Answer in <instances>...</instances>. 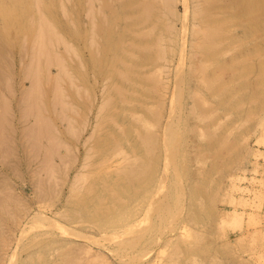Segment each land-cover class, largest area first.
Returning <instances> with one entry per match:
<instances>
[{
    "label": "rangeland",
    "instance_id": "rangeland-1",
    "mask_svg": "<svg viewBox=\"0 0 264 264\" xmlns=\"http://www.w3.org/2000/svg\"><path fill=\"white\" fill-rule=\"evenodd\" d=\"M162 1L0 0V48L14 46L16 61L14 74H1L0 81V264H264V0H214L209 8L204 0ZM40 18L55 30L48 33L57 32L52 42L45 27V35L39 32ZM208 27L214 43L202 32ZM20 56H26L22 63ZM4 59L0 73L10 71ZM54 59L67 75L63 69L48 88L39 84V101L29 80L48 66L56 74ZM159 99L169 141L158 165L164 185L155 188L157 163L150 157L145 192L139 183L123 195L128 208H107V214L98 199L84 208L79 194L88 179L73 178L85 172L86 150L113 127L104 120L127 114L129 121L135 109L150 121L136 124L138 130L153 134ZM104 100L111 106H102ZM99 104L106 106L98 115ZM69 118L72 130L65 128ZM97 121H103L98 130ZM54 139L65 144L53 145Z\"/></svg>",
    "mask_w": 264,
    "mask_h": 264
},
{
    "label": "bare ground",
    "instance_id": "bare-ground-1",
    "mask_svg": "<svg viewBox=\"0 0 264 264\" xmlns=\"http://www.w3.org/2000/svg\"><path fill=\"white\" fill-rule=\"evenodd\" d=\"M167 2H168V0H166ZM171 1V0H170ZM169 1V2H170ZM214 0H204V3L206 4V6H207V8H209L210 6H212V2H213ZM233 1V0H232ZM231 1V2H232ZM240 1H242V0H238V2H240ZM34 2H35V0H34ZM33 2V3H34ZM38 2H39V0H38ZM165 2V0H163L162 1V3L163 4H165L164 3ZM236 2H237V0H236ZM41 3V2H40ZM233 3V2H232ZM36 4V3H35ZM167 4V6H168V3H166ZM37 5V4H36ZM149 5V4H148ZM147 5V6H148ZM185 5V4H184ZM258 5V4H257ZM38 6H40V4H38ZM146 6V7H147ZM145 8V7H144ZM147 8H149L150 9V7L148 6ZM147 8H145V9H147ZM185 8V12L187 13V8L186 7H184ZM146 10L147 11V13L149 14V12H150V10ZM205 9H206V7H205ZM205 9L204 10H202V11H205ZM36 10H38L37 8H36ZM40 10L41 9H39V13L37 12V14H39V16H40ZM239 10V9H238ZM42 11V10H41ZM145 11V10H144ZM145 11V12H146ZM201 11V12H202ZM208 12V11H207ZM31 13H32V11H31ZM42 13V12H41ZM146 13V15H148ZM185 13V14H186ZM203 13H205V12H203ZM209 13L210 12H208V15H209ZM184 14V15H185ZM214 14V13H213ZM31 15V14H30ZM43 15V14H42ZM206 14H204V16H205ZM215 15V14H214ZM213 15V16H214ZM209 16H211V15H209ZM208 16V17H209ZM212 16V17H213ZM30 17H32V16H30ZM29 17V18H30ZM45 16H43V18H44ZM43 18H40V21H39V24L40 23H42V21H46V19H43ZM210 18V17H209ZM31 19V18H30ZM186 19V18H185ZM201 19V18H200ZM199 19V20H200ZM258 19V18H257ZM32 20H33V18H32ZM42 20V21H41ZM104 21V20H103ZM29 22H30V20H29ZM34 22V21H33ZM46 23V24H45ZM30 24H32V22H30ZM44 24V25H43ZM48 23L47 22H44V23H42L41 25H40V28H39V32H42V31H40L42 28H43V31H45V33H44V35L46 34V30L49 28V29H52L51 27V25L52 24H50V22H49V24H50V26L51 27H49L48 25H47ZM106 24V23H105ZM184 24V23H183ZM203 24V23H202ZM206 24H208V23H206V21L204 22V24L203 25H206ZM214 25V24H213ZM218 25V24H217ZM33 26V24L31 25V27ZM39 26V25H38ZM41 26H43V27H41ZM184 26V25H183ZM208 25H206V27H207ZM212 26V25H211ZM215 26L216 25H214V28H215ZM220 26V25H219ZM44 27L46 28V30L44 29ZM96 27V26H95ZM218 27V26H217ZM216 27V28H217ZM55 28V27H54ZM219 28V27H218ZM200 29V28H199ZM204 29V28H203ZM209 30L210 29V27H208V28H206L205 30H202V32H203V34H204V36H206V35H208L209 33H206V32H208V31H206V30ZM52 30H54V29H52ZM52 30H49V32L50 33H48V30H47V34H50V35H48L49 37H47L48 39L50 38V36L51 37H53V38H51V41H49L48 39V41L49 42H52V39H54L55 40V35L54 36H52L53 34H56V33H54L55 32V30H54V32L52 31ZM201 30H199L200 31V33H201V36H202V32H201ZM211 30V29H210ZM210 30H209V32H210ZM213 30V29H212ZM38 31V30H37ZM204 31H205V33H206V35H205V33H204ZM217 31V30H216ZM214 32V31H213ZM34 34H36L37 35V33L35 32ZM40 34H42V33H40ZM52 34V35H51ZM60 34V33H59ZM213 33H211V35H212ZM43 35V36H44ZM58 35V34H57ZM24 36V35H23ZM35 36V35H34ZM59 36V35H58ZM209 36L210 35H208V38H209ZM38 37H41V39H42V35L40 36L39 34H38ZM203 37V36H202ZM24 38H25V36H24ZM60 38V39H59ZM58 38V40L56 39V41H58L59 43H60V41H62V43H61V45L62 44H64V45H70V43L68 44L67 42V44H65L64 42H63V40H61L62 38L61 37H59ZM205 38V37H204ZM204 38H202V41H203V39ZM207 38V37H206ZM210 38H211V36H210ZM212 38H213V35H212ZM212 38H211V41H213V43H214V39L212 40ZM30 39V38H29ZM34 39H37L38 40V38H35L34 37ZM25 40H26V38H25ZM43 40H45V39H43ZM209 40V39H208ZM24 41V40H23ZM22 41V42H23ZM34 41V40H33ZM39 41L41 42V40L39 39ZM55 41V42H56ZM205 41H206V39H205ZM44 42V41H43ZM46 43H47V41H45ZM49 42L47 43L49 46H50V44H49ZM12 43V42H11ZM31 43V42H30ZM42 43V42H41ZM26 44H28V43H26ZM25 44V46L27 47V45ZM33 44H34V42H33ZM43 44V43H42ZM51 44H53V43H51ZM205 44V43H204ZM13 45V44H12ZM23 46H21L22 47V52L24 51V42H23V44H22ZM45 45V44H44ZM46 46V47H49V46ZM56 45H57V43H56ZM59 45V44H58ZM63 45V46H64ZM6 46V45H5ZM35 46V45H34ZM34 46H32V48L34 47ZM43 46V45H42ZM42 46H40V47H42ZM52 46V45H51ZM50 46V47H51ZM200 46H203V45H200ZM14 47V46H13ZM13 47H10V49L6 46V47H1L0 48V64H1V60H2V57L3 58H5L6 59V57H4L5 55L4 54H2V50H4L5 49V51H6V54L8 53V56H9V61H8V57H7V67L5 68V67H3L4 69H7V68H9V72H8V69H7V72H5L3 69L1 70V71H3V73L1 72L0 73V75L2 74H4V73H8L7 75H9L10 74V76L12 75V73H13V71H12V69H14L13 67H14V64H15V56H14V52H12L13 51ZM35 47H37V46H35ZM54 47V46H53ZM52 47V49H54ZM57 47V46H56ZM69 48L71 47V46H68ZM68 47H66V48H68ZM197 47H199V45H197ZM212 47V46H211ZM28 48V47H27ZM31 48V49H32ZM200 48V47H199ZM9 49V50H8ZM29 49H30V47H29ZM31 49H30V51H31ZM41 49V48H40ZM45 49V47L42 49V50H44ZM47 49V48H46ZM57 49V48H56ZM64 49V48H63ZM70 49H72V48H70ZM69 49V50H70ZM12 50V51H11ZM25 50L27 51V49L25 48ZM36 51H37V49H35ZM41 50V51H42ZM200 50V49H199ZM29 51V52H30ZM33 51V50H32ZM36 51H33L31 54L32 55H34L35 53H36ZM48 51V50H47ZM37 52H40V51H37ZM43 52V51H42ZM52 52H53V54L52 55H54V54H57V53H54V51L52 50ZM64 52V51H63ZM76 52V51H75ZM203 52V51H202ZM34 53V54H33ZM47 53V52H46ZM48 53H49V51H48ZM65 53V52H64ZM73 54H74V50H73V52H72ZM77 53V52H76ZM18 54V53H17ZM30 54V55H31ZM37 54H39V53H36L35 54V57L37 56ZM43 54V53H42ZM42 54H40V56H42ZM45 54V53H44ZM51 54V53H50ZM59 54V53H58ZM20 55H22V54H20ZM47 55V54H46ZM52 55H51V57H52ZM66 55V54H65ZM48 56V55H47ZM50 56V55H49ZM60 56V55H59ZM22 57H23V55H22ZM21 56L19 57V60L18 61H21L20 63H22L23 62V59L26 57H24V58H22ZM33 57V56H32ZM62 57V56H61ZM182 57V56H181ZM180 57V58H181ZM17 58V57H16ZM31 58V57H30ZM29 58V59H30ZM53 58V57H52ZM55 58H56V56H55ZM63 58V57H62ZM4 59V60H5ZM14 59V60H13ZM32 59V58H31ZM33 60H36V58L35 59H33ZM32 60V61H33ZM55 60V59H54ZM56 60H59V58L57 57V59ZM55 60V62H57L58 63V65L60 66V68H58V72L56 73V74H53V69H51V68H49L50 66H48L46 69H47V71H46V69H45V72H43V73H41V76L39 77V78H37V77H30V78H32L31 80H29L30 82V87L31 88H29V89H31V91L34 93V94H36L35 92H38V94L37 95H42V94H44V92L43 93H41L42 91H40L39 90V88H38V85L39 84H43L44 85V82H45V84H47L49 81H51L52 80V82H53V80L55 79H57L58 78V75L59 74H61L60 72L65 68L63 65L61 66V64H60V62H58V61H56ZM63 60L64 59H62L61 61V63L62 64H64L63 63ZM29 61V60H28ZM37 61V60H36ZM40 61V60H39ZM65 61V60H64ZM31 62V60L29 61V63ZM34 62V61H33ZM38 62V61H37ZM19 63V62H18ZM34 63H36V62H34ZM33 63V65H34V68H35V64ZM40 63V62H39ZM66 63V62H65ZM25 64V63H24ZM28 64V63H27ZM26 64V65H27ZM32 64V63H31ZM53 64V63H52ZM56 64V63H55ZM2 66H5V65H3V63L1 64ZM29 65V64H28ZM27 65V66H28ZM33 65H31V66H33ZM39 65H41V63L39 64ZM57 65V66H58ZM80 65V64H79ZM31 66H30V69H31ZM38 66V65H37ZM52 66V65H51ZM57 66H55L56 68H57ZM58 66V67H59ZM66 66V65H65ZM81 66V65H80ZM25 67V66H24ZM42 67V66H41ZM62 67H64V68H62ZM82 67V66H81ZM25 68H27V67H25ZM34 68H32V69H34ZM38 68H40V67H38ZM38 68H37V71H39L38 70ZM68 68V67H67ZM84 68V67H83ZM19 69V68H18ZM28 69H29V67H28ZM36 69V68H35ZM66 69V68H65ZM64 69V70H65ZM19 71V70H18ZM62 72H66V70L65 71H62ZM67 72H69V71H67ZM24 73V72H23ZM34 73H35V71H34ZM4 75L3 77H8V78H10L9 76H7V75ZM14 74V73H13ZM21 74H22V72H21ZM37 74H39L40 75V71H39V73H37ZM43 74V75H42ZM66 75H67V73H65ZM64 74V75H65ZM2 75L0 76L1 77V79H3L2 78ZM23 75V74H22ZM24 75H26V74H24ZM34 75H36V74H34ZM38 75V76H39ZM55 75V76H54ZM63 75V74H62ZM63 75V76H64ZM68 75H70V73L68 74ZM14 76V75H13ZM57 77V78H56ZM65 77V76H64ZM7 78V81L9 82V79ZM24 79H25V77H23ZM34 78H35V80H37V82H40L41 81V83H37L35 80H34ZM69 79H67V80H69V81H71V79H70V77H68ZM28 79V78H27ZM40 79V81H38ZM59 79H62V78H59ZM73 79V78H72ZM120 79L122 80V77L120 76ZM123 79H124V77H123ZM6 80V79H5ZM54 80V81H55ZM0 81H4V79L3 80H0ZM10 81H11V79H10ZM56 81H58V80H56ZM22 82V81H21ZM57 83V82H56ZM55 82L54 83H52V84H50V85H52L53 86V84L55 85L56 84ZM7 84V83H6ZM8 85V84H7ZM58 85V84H57ZM10 86V85H9ZM23 86V85H22ZM21 86V87H22ZM41 86V85H40ZM39 86V87H40ZM48 86H49V83L47 84V88H48ZM59 86H60V84H59ZM55 87V86H54ZM53 87V88H54ZM57 88H58V86H57ZM27 89V88H26ZM26 89H25V96H27V97H32V95H30L31 93V91L29 92V96L27 95V92H28V90L26 91ZM50 89H52V88H50ZM56 89V88H55ZM59 89H61L60 87L57 89L58 91H59ZM34 90H35V92H34ZM56 90V91H57ZM61 91V90H60ZM41 94H40V93ZM54 93H55V91H53ZM64 92V91H63ZM23 93L24 92H22V95H21V97L22 96H24L23 95ZM57 93V92H56ZM55 93V94H56ZM61 93V95L63 94L62 92H60ZM33 94V96H35ZM36 95V96H37ZM54 95V94H53ZM24 96V97H25ZM64 96V95H63ZM24 97L22 98V99H24ZM30 97V98H31ZM56 97V96H55ZM59 97V96H58ZM60 97H62V96H60ZM43 95L41 96V97H39L38 99H40L39 101H42L43 99ZM52 98H54V97H52ZM96 98V97H95ZM22 99H20V101H22ZM36 99L37 98H35L34 99V101H36ZM24 100H26V99H24ZM54 100H55V98L52 100L53 102H54ZM57 100H59V99H57ZM28 101H29V99H28ZM27 101V106L29 105V102ZM39 101H36L37 103H39ZM56 101V100H55ZM111 100H104V102L105 103H103L102 102V106H103V104H107L106 102H110ZM6 101H4V103H5ZM25 102V101H24ZM61 102H63L62 100H61ZM65 102V101H64ZM95 102V101H94ZM122 102H125V101H122ZM127 102H128V100H127ZM20 103H22V104H24L23 102H20ZM20 103H18V105H16V107L17 108H19V104ZM42 102H40L39 104L40 105H42L41 104ZM54 103H56L57 104V102H54ZM60 103V102H59ZM66 103V102H65ZM92 103V102H91ZM172 103V100H171V102H170V104ZM21 104V105H22ZM32 104V103H31ZM35 104V103H34ZM62 104H64V103H62ZM67 104V103H66ZM68 104H69V102H68ZM110 106H111V104L110 103H108ZM107 104V107L106 108H108V105ZM52 105V104H51ZM54 105L55 104H53L52 106L54 107ZM61 105V104H60ZM70 105V104H69ZM6 106H7V104H6ZM25 106V105H24ZM51 106V107H52ZM98 106H100L99 107V112L97 113L98 115H99V113H101L100 111H102V110H100V108L102 107L100 104L98 105ZM106 105H104V107H105ZM155 106H156V108L158 109H156L155 108ZM155 106H153L154 107V109H155V111L153 112V108H152V110H151V112H153L155 115H154V117H156L155 118V121H154V125H156V128L154 129V132H153V134L151 133V134H149L148 132H146L145 134L143 133V132H140L139 130H138V127H136V124H138V123H142V124H146V123H148L149 124V122L150 121H148L145 117H144V113L142 114L143 115V117L141 118V117H139L138 115H136V113L138 112H136L135 111V109L134 110H132V112H130L131 114H130V117H129V121L127 120V114L125 115V114H122V115H118V116H115L114 118H112V116H110V117H108L106 120H104V123H103V126H104V124L106 125V123L108 124V122H110L111 124H108V125H113V127L112 128H110L108 125V134L105 136H103L102 138L101 137H99V138H97V140L94 142V144H93V146H92V148H90V149H88V150H86L88 153L89 152H91V154L89 155V156H83L84 158H86L87 159V161H85L84 160V164H83V166H81V169H83L84 170V168H85V172H83L82 170H80V173H77L75 176H74V178H73V181L74 182H80V180H83L84 181V183H85V181H87V179H88V181H87V183L85 184V186L83 187V191H81L80 192V194H79V196H80V198H79V203H80V205H82L84 208H87L89 205H90V203H92L93 204V199L94 200H97L98 199V201H100L99 203L102 205H100L101 206V208H128L127 206L125 207V206H123L124 205V203L126 204V201H124L125 200V198H124V196L123 195H125L126 196V192H127V188H128V185H135V184H141L140 185V188H141V190H143L144 192H145V190H146V186H145V178H147V175H148V172H149V158L150 157H152L153 159H156V163H157V171H158V168L160 167H158V165H160L159 164V161H160V163H161V159H162V156H163V151H164V148H168L169 146H168V143H169V141L166 139V135H165V131H164V125H163V112H162V106H163V104L161 103V101H160V99H159V103H157ZM5 107V106H4ZM28 107H30V105L28 106ZM37 107H39L38 105L36 106V108ZM45 106H44V104H43V107H42V109L44 108ZM62 107H65V104H64V106H62ZM66 107H67V105H66ZM104 107H102L101 109H104ZM5 108H8V107H5ZM25 108H27V107H25ZM24 107H23V109H25ZM35 107L33 106V109H34ZM36 108H35V110H36ZM148 108H150V107H148ZM33 109H32V111H33ZM70 109H71V106H70ZM77 109V108H76ZM89 109V108H88ZM115 109V108H114ZM130 109V108H129ZM133 109V108H132ZM145 109V111H149V109H146V107L144 108ZM170 109H172L171 107H170ZM22 110V109H21ZM38 110H40L39 112H40V114H41V109L40 108H38ZM65 110V109H64ZM72 110V109H71ZM74 110V109H73ZM72 110V111H73ZM157 110V111H156ZM19 111H20V109H19ZM23 111V110H22ZM24 111H26V110H24ZM43 111V110H42ZM46 111V110H45ZM44 111V112H45ZM65 111H67V108H66V110ZM116 111V110H115ZM135 111V112H134ZM21 113L22 112H20V116H21ZM25 113V112H24ZM36 113H38L37 112V110H36ZM35 113V114H36ZM66 113V112H65ZM65 113H63V112H61L60 114H62V115H65ZM34 114V113H33ZM39 114V115H40ZM59 114V115H60ZM96 114V116L98 117V115ZM38 115V114H37ZM39 115H38V117H39ZM26 116V115H25ZM42 116H43V114H42ZM86 116V115H85ZM120 116H122V117H120ZM34 117V116H33ZM37 117V116H36ZM48 117V116H47ZM47 117H45V118H47ZM60 117H61V115H60ZM64 117V119H66L65 118V116H63ZM70 117V116H69ZM87 117V116H86ZM102 118V120L104 119L103 118V115L101 116ZM21 118H22V116H21ZM71 118V117H70ZM67 119V120H65V122L67 123L66 125H65V128L67 127L68 129H70V130H72L73 129V126L71 125V123L69 122V120H71V119ZM34 120H35V118H33ZM49 119V118H48ZM63 119V120H64ZM86 119V118H85ZM96 119V118H95ZM33 120V121H34ZM42 120V119H41ZM41 120H39V122H41ZM43 120H44V118H43ZM62 120V119H61ZM62 120V121H63ZM73 120V119H72ZM100 120V119H99ZM20 121V120H19ZM47 121V119L45 120V122ZM50 121V120H49ZM74 121V120H73ZM25 122V121H24ZM27 122V121H26ZM39 122H37L38 123V125L36 126V127H39V125L41 124L42 125V123H39ZM103 122V121H102ZM101 122V123H102ZM44 123V122H43ZM52 123V122H51ZM99 121H97L96 123H94V124H96V128H95V126H94V128L95 129H97L98 127L97 126H100V127H103L102 126V124H101ZM86 124V123H85ZM127 124V125H126ZM52 125V124H51ZM35 126V125H34ZM41 127V126H40ZM54 127V126H53ZM52 127V128H53ZM83 127V131H84V129H85V125L84 126H82ZM99 127V128H100ZM98 128V129H99ZM33 129V128H32ZM40 129V128H39ZM97 129V130H98ZM70 130H67V131H70ZM93 131H95L94 129H92ZM40 131V130H39ZM43 130H42V128H41V132H42ZM93 131H91V133L92 134H90V136H88V137H90V139L92 138V136L91 135H93ZM38 132V131H37ZM41 132H39V133H41ZM52 132V131H51ZM79 132L77 131V134H78ZM98 133V132H97ZM100 133V132H99ZM35 134V133H34ZM38 134V133H37ZM43 134V133H42ZM51 134V133H50ZM73 134V133H72ZM77 134H75V136L77 135ZM80 134V133H79ZM55 135V134H54ZM98 135V134H97ZM34 136V135H33ZM78 136V135H77ZM38 137V136H37ZM54 136H53V133H52V137L50 138L49 137V139L51 140L52 138H53ZM88 137H86V138H88ZM34 138V137H33ZM36 138V137H35ZM34 138V139H35ZM38 138H40V137H38ZM55 138H56V136H55ZM79 137H76V139H78ZM48 139V140H49ZM76 139H74L76 142L78 141V140H76ZM89 139V140H90ZM135 139H136V141L138 142V145L136 146V145H134L133 144V142L135 141ZM172 139V138H171ZM178 139H179V137H178ZM40 140V139H39ZM39 140L37 141V142H39ZM58 140V139H57ZM56 140V141H57ZM61 140V139H60ZM170 140V139H169ZM54 141H55V139L53 140V145H55L54 144ZM56 141H55V143H56ZM133 141V142H132ZM50 142V141H49ZM58 142V141H57ZM60 142V143H59ZM58 143H59V145H61V142H62V145L63 144H65V143H63L64 141L63 140H61V141H59ZM87 142V141H86ZM86 142H84V143H86ZM170 142H171V140H170ZM36 143V142H35ZM40 143V142H39ZM51 143V142H50ZM78 143V142H77ZM83 143V145H85ZM37 145V144H36ZM53 145H52V149L54 148L53 147ZM58 145V144H57ZM59 145H58V147H59ZM67 145H69V144H67ZM16 147L17 148H19V150L21 151V152H23L24 153V151H25V147H23L24 149H23V151L21 150V145L19 146V144H16ZM39 147H40V145H39ZM44 147V146H43ZM57 147V148H58ZM64 147H66V145H64ZM75 147H76V145H75ZM56 148V147H55ZM69 148L71 149V152H72V148L70 147V145H69ZM46 149V148H45ZM50 150V149H49ZM65 150H66V148H65ZM16 151V150H15ZM46 151V150H45ZM48 152V151H47ZM51 152V151H50ZM76 152H78L77 151V147H76ZM49 153V152H48ZM52 153V152H51ZM86 153V152H85ZM54 154V153H53ZM67 154V153H66ZM73 154V153H72ZM71 154V155H72ZM166 154V153H165ZM27 155V154H26ZM50 155V154H49ZM52 155V154H51ZM70 155V154H69ZM68 155V156H69ZM70 155V156H71ZM88 155V154H87ZM24 156V155H23ZM59 156V155H58ZM61 156V155H60ZM59 156V157H60ZM64 156H65V158H64ZM64 156L62 155L61 156V161H63L62 160V158H64V159H67L66 157V155L64 154ZM166 156H167V154H166ZM28 157V156H27ZM71 158H72V160L73 159H75L74 161H76V159H77V156H74V158H73V155L71 156ZM93 159V160H91V159ZM68 159H70V157H68ZM83 159V158H82ZM89 160H91V161H89ZM139 160V163H137V161ZM71 162V161H70ZM155 162V161H154ZM62 163V165L64 164V165H66L64 162H61ZM75 163V162H74ZM53 164H50V166H52ZM63 165V166H64ZM70 165H71V163H70ZM55 167H57V166H55ZM55 167H52L50 170L48 169V171H50V173H48L47 175H48V177L49 176H52V174H53V172L56 170V169H58V167L55 169ZM62 167V166H61ZM72 167V166H71ZM54 168V170L52 171V169ZM70 168V167H69ZM67 170V168L64 166V170ZM80 169V168H79ZM48 171H46V172H48ZM58 171V170H57ZM61 171H63V170H61ZM79 171V170H78ZM55 174V173H54ZM63 174H64V172H63ZM158 174V182L156 183V186H155V188H157L159 185H161V186H163L164 185V183H165V179H164V173H160V170L156 173V175ZM156 175H154V176H156ZM65 176H66V178H67V176H68V171H66V173H65ZM64 177V176H63ZM65 178V177H64ZM66 178H65V181H66ZM156 180V179H155ZM63 183V182H62ZM81 183V182H80ZM83 183V182H82ZM83 183V184H84ZM124 183V184H123ZM150 185V184H149ZM81 187V186H80ZM149 187V186H148ZM154 187V186H153ZM48 190V189H47ZM59 191H60V189H59ZM58 191V192H59ZM139 191V190H138ZM137 190H136V193L138 192ZM152 191V190H151ZM49 192V191H48ZM98 193H100L101 194V196H99V194ZM145 194V193H144ZM149 196H150V194L148 193L147 194V196H146V198L144 199V195H143V198H142V200L139 202V206H140V208H144V205L146 204V202H147V200H149ZM124 198V199H123ZM105 202H107L108 203V205H105L104 203ZM136 204V203H135ZM137 204H138V202H137ZM108 210V209H107ZM105 211L107 214H108V212H110L109 210L108 211ZM100 211V210H99ZM97 212V211H96ZM95 214V213H94ZM36 216H37V214H35ZM34 215V216H35ZM41 217H42V215H41ZM44 217V216H43ZM79 217V216H78ZM44 218H46V220L45 221H43V220H41V222L43 221V222H45L46 223V221H47V219H49L48 217H44ZM36 219V218H35ZM37 220V219H36ZM35 221V220H34ZM52 221V220H51ZM51 221H47V223L48 222H51ZM40 222V223H41ZM53 222V221H52ZM51 222V223H52ZM51 223H50V225H51ZM57 223V222H56ZM35 224H36V222H35ZM38 224V223H37ZM36 224V225H37ZM53 224V223H52ZM58 224V223H57ZM48 225V224H47ZM49 225V226H50ZM55 225V223L52 225V226H54ZM38 226H40L39 224H38ZM41 226H43V225H41ZM48 226V227H49ZM56 226V225H55ZM54 226V227H55ZM45 227V226H44ZM54 227H51V229L50 230H52V229H54ZM59 226H57V227H55V229L56 228H58ZM60 229L58 230V231H64V232H66L65 231V229H64V226H63V230H61V228H62V226L61 227H59ZM57 230V229H56ZM48 232V231H47ZM63 232V233H64Z\"/></svg>",
    "mask_w": 264,
    "mask_h": 264
}]
</instances>
